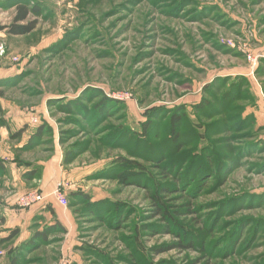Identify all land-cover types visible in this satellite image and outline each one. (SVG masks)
<instances>
[{"label": "rangeland", "instance_id": "obj_1", "mask_svg": "<svg viewBox=\"0 0 264 264\" xmlns=\"http://www.w3.org/2000/svg\"><path fill=\"white\" fill-rule=\"evenodd\" d=\"M25 1L44 9L36 29L27 35L0 30V104L8 122L0 129V239L20 230L0 244V264L25 241L18 243L22 231L28 240L56 223L65 232L53 231L46 245L25 252L29 264H264V76L256 73L264 65V0H0V27L13 22L17 4ZM235 78L249 83L247 100L236 104L253 127L234 132L229 121L224 123L229 127H211L218 173L187 178L170 189L177 180L166 176L163 161L142 155L158 156L160 144L168 159L176 157L164 136L166 112L186 113L184 138L196 129L190 121L196 117L204 134L206 124L222 118L199 116L195 106L208 96L207 87H227ZM100 97L122 106L96 127L100 119L93 106ZM74 98L85 99L89 114L68 119L49 102ZM151 112L160 122L152 127L151 143H139L141 152H133L137 147L128 141L102 146L109 126L139 132ZM42 122L52 133L40 147L21 151ZM23 127L22 137L12 138ZM63 132L71 135L67 144L60 143ZM73 143L86 149L65 165L64 149ZM225 158L235 162L224 163ZM35 166L57 176L55 189L67 197V218L38 212L30 219L17 211L31 208L18 201L39 182L22 176ZM75 188L93 201L105 200L106 207L90 213L81 204L76 207L84 211L75 213L69 204ZM154 196L165 199L169 218L183 225L189 238L199 232L196 247L178 244L182 230L171 231L157 216Z\"/></svg>", "mask_w": 264, "mask_h": 264}, {"label": "trees", "instance_id": "obj_2", "mask_svg": "<svg viewBox=\"0 0 264 264\" xmlns=\"http://www.w3.org/2000/svg\"><path fill=\"white\" fill-rule=\"evenodd\" d=\"M44 13V9L41 6V4L32 3V2H19L16 6V14L14 16L13 22L10 25L2 26L0 27V30H7L8 34L12 35H27L30 34L32 31H34L38 25V18L42 16ZM34 15L36 18L29 20L30 16ZM262 63L264 64V59L262 60ZM256 73L259 76H264V65L263 67H259L256 70ZM242 78H235L230 83L228 80H226L225 85L229 83L227 87H218L217 85H210L207 87V93L208 96L202 97L199 104L195 106L197 109L198 115H202V113H206L205 118L208 117H216L219 116L222 119L220 122H214L213 124H206V131L204 134H201L200 131L197 129L202 126L205 127V125L200 121L199 117L197 118V121L195 122L193 119H191V126H195L196 129H192L193 134H190L188 138H184L186 129L183 124L188 122L186 113L184 111H180L179 109H171L166 112V115L164 116V121L166 123V133H164V136H167V141H170L173 149V153H175L176 157L168 159L169 153H163L164 149L162 150L164 145L157 144L159 148V155L154 156L151 155L150 152L144 151L142 154L145 157H148L150 159H153L155 161H163V168L166 169L165 173L166 176H172L177 181H174L175 183L172 184L170 189L172 187H178L184 183L187 178H195V180L202 179L203 176L210 173V176L216 175L219 169V163H217L213 159L212 147L213 142L210 138L212 137V134L210 133L211 127H215L216 125H226L229 127L228 123L233 122V124L230 126L232 128V131L237 132L236 128H242L240 130H243L246 128H252L253 124L247 123L248 121L241 116V113L243 109H240V105H237L236 102L239 101L240 98L243 100H247V94L249 91V83L242 79ZM241 81V82H240ZM247 89V90H246ZM206 91V90H205ZM2 93H0V96ZM99 96H103L102 93H100ZM246 96V98H245ZM85 99H66V100H60V102H55L54 100L49 101L51 103V106L59 107L61 112H65L68 114V119H71L74 114H78L81 116H85L89 111L87 108V105H84L83 101ZM242 101V100H240ZM122 106L121 103H117V101L100 97V99L97 101V103L93 106V111L96 113L97 121L96 127L101 125L105 120H108L111 118V114H113V111L119 107ZM166 108L164 109V111ZM121 111V109H116L115 112ZM89 114V113H88ZM148 114V113H147ZM159 115V114H158ZM199 115V116H200ZM154 118V119H153ZM124 119V117H123ZM158 117L156 115L150 114L147 116L146 120H144L140 124V131L137 132L127 125H117L108 127L105 131L102 133L101 138V144L104 147H113V146H119L124 144L125 142H132L136 147L137 151L133 150V152H141L139 143L141 141L146 140L149 144L151 143V130L154 124L160 122L157 120ZM156 120V121H153ZM227 121H229L227 124ZM239 122V123H238ZM124 124V123H123ZM241 125L246 126L240 127ZM8 122L3 116V109L0 104V129L7 127ZM196 130V131H195ZM26 131V127L21 128L16 133L12 134V138H21L24 132ZM53 131L51 125L47 123H43L36 127L35 130L30 134V137L25 143L24 146L21 147V151L28 152L32 151L38 147L45 141L46 136L51 134ZM66 133H71L70 131H67ZM66 133H62V137H60V143L61 144H67L71 135H64ZM162 136L161 131L158 132V138ZM90 140V139H89ZM88 140V141H89ZM156 142V141H155ZM79 145L78 143H73L71 145H68L64 149L63 153V163L65 165L71 164L85 149H77L76 146ZM212 145V147H211ZM166 148V146H164ZM185 148H188L187 151H183ZM162 150V151H161ZM158 151V152H159ZM154 153H157L155 150ZM162 159V160H161ZM231 158H225L224 163H227L228 161H231L232 164L235 162ZM3 159L0 160V171H3L4 169V163ZM223 164V163H222ZM161 166L160 164H158ZM135 172L136 170L133 168L130 169V172ZM205 171L207 173H205ZM221 171V170H220ZM23 178L26 181L33 182L36 179L41 178L42 176V167H32L31 169H28V171H25L23 173ZM209 177V176H208ZM207 177V178H208ZM180 183V184H179ZM158 187V185H156ZM160 187V186H159ZM169 190H166L168 192ZM164 193V191H163ZM185 194V193H184ZM158 198V201H157ZM69 204L71 208H74L75 213H80L81 211L85 212H95V208H99L100 206L107 205V202L105 200H98L93 201L90 195L85 194L83 191L80 190H73L69 194ZM155 204H156V212L157 216H161L165 218L168 221V225L171 231H174L172 227H177L182 232L181 234V242H179V245L188 244L189 247H196L197 242H199L200 235L197 231H192L191 234L194 235L193 238H189L187 235V230L183 231L185 227L183 225H177L174 220H171L169 212L166 211V205L165 199L160 200V198L157 196H154ZM85 205L83 209H77L76 206ZM87 204L89 205L88 208L86 207ZM106 207V206H105ZM104 209V208H103ZM100 210V211H103ZM108 213V212H107ZM106 214V211L104 215ZM110 213H108L109 215ZM111 215V214H110ZM109 215V216H110ZM4 221V217L0 216V222ZM205 223V221H202ZM39 228V227H37ZM168 228V227H167ZM208 228V226H206ZM210 229H207L205 231H209ZM56 231V232H65V228L61 225L56 223L55 225H48L44 226L42 229L36 230L33 235L28 239L23 241L20 245L17 247L12 248L8 253V261L7 264H29L31 260L25 256V252H32L39 248V246L46 245L49 242V233ZM203 231V230H202ZM20 230L18 228L13 229L10 231L9 237L7 239H0V244L5 243L8 240L16 237L19 235ZM204 245V244H203ZM203 249V248H202Z\"/></svg>", "mask_w": 264, "mask_h": 264}, {"label": "crops", "instance_id": "obj_3", "mask_svg": "<svg viewBox=\"0 0 264 264\" xmlns=\"http://www.w3.org/2000/svg\"><path fill=\"white\" fill-rule=\"evenodd\" d=\"M239 74H245L246 76H248V74H250V72L239 73ZM263 115H264V113H263ZM263 115H262V117H263ZM41 177L42 178H39V182L36 183L37 185L34 186L35 189H32V190H37V191L41 192L45 196L44 200L39 202V203L34 204L33 206H31L30 209H26V210H20L19 209L17 211L20 212V215H23V216L25 215L24 216L25 218H30V219L33 218V216H35V214H37L38 212H42L44 214L51 213L54 217L57 214L58 218L60 220L67 218V206L62 205L58 201L56 195H54V191L56 190L55 186L59 184L57 176L56 175L49 176L48 173L45 174V172H44V174H43V172H42ZM48 177H50V180L48 179ZM35 181H37V179ZM73 190H77V188H75ZM45 203L48 206H46V207L43 206ZM17 219L18 218H14V222ZM26 239H27V233L22 231L20 234L18 243L22 242L23 240H26Z\"/></svg>", "mask_w": 264, "mask_h": 264}, {"label": "built area", "instance_id": "obj_4", "mask_svg": "<svg viewBox=\"0 0 264 264\" xmlns=\"http://www.w3.org/2000/svg\"><path fill=\"white\" fill-rule=\"evenodd\" d=\"M248 59L250 61H253V62H255L257 60V58L253 55H248ZM125 98H128L127 94H126ZM31 120L34 123H38L37 117L32 116ZM263 120H264V115H263ZM54 195H56L58 201L62 205H64V206L68 205L67 197L60 190H55ZM44 198H45V196L41 192H39L37 190H31L19 198L18 205H20L21 207L28 208V207L33 206L36 203L43 201Z\"/></svg>", "mask_w": 264, "mask_h": 264}]
</instances>
